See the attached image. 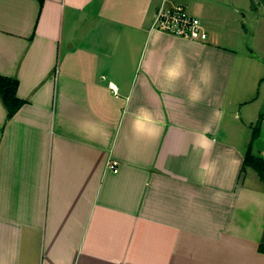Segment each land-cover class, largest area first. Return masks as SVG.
<instances>
[{"label": "crops", "instance_id": "0c3cea01", "mask_svg": "<svg viewBox=\"0 0 264 264\" xmlns=\"http://www.w3.org/2000/svg\"><path fill=\"white\" fill-rule=\"evenodd\" d=\"M204 1L0 0L24 100L0 97V264H264V54ZM163 4L208 39L156 29Z\"/></svg>", "mask_w": 264, "mask_h": 264}, {"label": "rangeland", "instance_id": "374dc122", "mask_svg": "<svg viewBox=\"0 0 264 264\" xmlns=\"http://www.w3.org/2000/svg\"><path fill=\"white\" fill-rule=\"evenodd\" d=\"M193 2L200 6L203 0H193ZM204 2L207 8L213 6L215 10H219L220 27L228 28L237 38L239 46H242L240 51L248 63L245 66H250L248 69L253 70L257 66L258 54H264V2L262 0H206ZM214 2L221 5H216ZM234 7L238 10H234ZM251 52L255 55L252 57L254 61L249 55Z\"/></svg>", "mask_w": 264, "mask_h": 264}, {"label": "built area", "instance_id": "2783aa9c", "mask_svg": "<svg viewBox=\"0 0 264 264\" xmlns=\"http://www.w3.org/2000/svg\"><path fill=\"white\" fill-rule=\"evenodd\" d=\"M154 27L160 31L194 41H206L209 33L202 20L192 14L185 5H161L155 12ZM117 91L116 87H113ZM264 162V150L261 152ZM109 168L114 172L119 171L118 161L112 160Z\"/></svg>", "mask_w": 264, "mask_h": 264}, {"label": "trees", "instance_id": "16d2710c", "mask_svg": "<svg viewBox=\"0 0 264 264\" xmlns=\"http://www.w3.org/2000/svg\"><path fill=\"white\" fill-rule=\"evenodd\" d=\"M19 81L15 78L4 76L0 74V97L8 110L9 117H12L24 104V100L17 95ZM259 127L256 126L253 131V138L258 136ZM247 166L253 167L264 180V162L261 158L255 156L252 152V146L246 153L244 160V168ZM264 251V247H260Z\"/></svg>", "mask_w": 264, "mask_h": 264}, {"label": "clouds", "instance_id": "9594fccd", "mask_svg": "<svg viewBox=\"0 0 264 264\" xmlns=\"http://www.w3.org/2000/svg\"><path fill=\"white\" fill-rule=\"evenodd\" d=\"M152 117L148 114L140 115L136 118L133 123V129L137 134H152V129L148 127V124L151 123Z\"/></svg>", "mask_w": 264, "mask_h": 264}, {"label": "water", "instance_id": "95a60500", "mask_svg": "<svg viewBox=\"0 0 264 264\" xmlns=\"http://www.w3.org/2000/svg\"><path fill=\"white\" fill-rule=\"evenodd\" d=\"M264 2V0H262Z\"/></svg>", "mask_w": 264, "mask_h": 264}]
</instances>
